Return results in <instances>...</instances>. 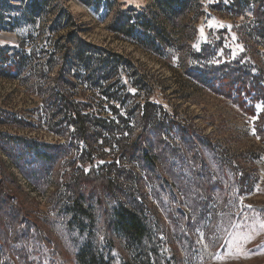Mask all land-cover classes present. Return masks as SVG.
Instances as JSON below:
<instances>
[{
	"label": "rangeland",
	"instance_id": "1",
	"mask_svg": "<svg viewBox=\"0 0 264 264\" xmlns=\"http://www.w3.org/2000/svg\"><path fill=\"white\" fill-rule=\"evenodd\" d=\"M256 6L0 0V51L9 55L35 49L45 64L44 55L57 52L53 39L73 31L89 65L66 59L67 76L78 74L72 98L113 129L84 148L72 128L67 138L51 130L64 126L63 115L49 119L37 95L0 76V264H87L78 253L88 240L109 251L113 264L134 259L110 227L111 208L131 198L149 226L148 264H264V99L257 97L264 57L253 42ZM144 16L155 34L141 31ZM235 63L260 78L255 91L215 79ZM147 103L144 143L133 159L119 156L114 128L134 140ZM79 210L87 215L77 217Z\"/></svg>",
	"mask_w": 264,
	"mask_h": 264
},
{
	"label": "trees",
	"instance_id": "2",
	"mask_svg": "<svg viewBox=\"0 0 264 264\" xmlns=\"http://www.w3.org/2000/svg\"><path fill=\"white\" fill-rule=\"evenodd\" d=\"M165 1L169 2V0ZM253 2L257 5L253 10L254 15L258 18L256 37L260 39L258 40L255 38L253 42L261 43L263 49L262 56L264 57V0H253ZM160 7L162 8L163 5ZM163 9L165 10L164 7ZM183 11H185L184 6H179V10L172 12V19L174 20L176 16L179 19L180 17H178V15ZM139 23L141 31H150L152 34H155L153 31L154 28L151 26L153 22L150 18L144 16ZM114 27H116V30L119 29V26ZM61 40L63 43H60ZM37 41V39L33 40L34 43L32 44V48L38 47L39 42ZM84 45L85 47L91 46L88 43H84ZM78 46L76 38L73 36V31H69L64 36L57 37L55 40L53 39L52 47H54L55 49H53L57 50V52L53 51L50 54L44 52V54H48L44 55L47 57L45 64H40L38 62L42 58L38 57V53L35 52V49H33V53L29 56H26V54H24L25 56H18L17 54L9 55L7 52L1 50L0 76L7 79L19 80L21 84L26 87L27 91L37 95L41 99L43 109L47 113L49 119H55L56 117L63 115L62 121L66 120L64 126L61 129L51 127L53 132L59 135H65L67 138L70 128H72L74 132V141L82 142L84 148H91L97 139V134H100L103 130L110 131L113 129H109V126L98 123V118L92 117V114L85 113V107L88 106L87 104L82 101H76L72 98L73 94L70 93V90L75 87V77L78 74L70 69L72 75L70 77L67 76V70H64L63 68L67 65L66 59L70 60L71 64L75 63L81 65V63H84L83 65H89V62L83 60V54L80 52ZM71 49H74L73 53L70 52ZM60 50L62 51V56L56 59L55 56L58 55ZM56 65H58V67L57 70L54 71ZM234 65L237 68L233 67L232 73L229 75H223L221 78L218 76V78L215 79H220V82H230V85L227 84L229 87H232L234 82H237L242 87L246 86V90L242 89L247 91V94L251 91H255L257 87H259L258 82L260 81V78L251 74L247 68L239 69L240 67L237 63ZM194 77L196 78L197 76ZM227 85L225 84L226 87ZM257 92L259 93V96L257 97H262V99H264V86H262L261 93L260 89ZM150 107V103L143 106L142 116L140 117L142 127L138 131V135L134 140L128 141L127 138H124V135L122 134L124 131L122 129L117 130L118 127L114 128L116 134H112V145L116 146L115 148H117L119 156L133 159L136 148L144 143L145 135L148 130L146 125L149 122ZM112 110L115 112L116 108L112 106ZM117 134L120 136L115 138V135ZM140 139L141 142H139ZM142 156L148 157L147 154H142ZM112 165L113 164H108L106 167L108 169V171H106V183L110 186L111 183H114L110 177ZM119 171L120 170L114 172L116 173V177L119 176ZM122 174L124 178L128 179L125 169H122ZM97 176L98 175H96V177ZM124 181L125 183L127 182V180ZM114 189L115 188L110 187L108 194L113 193ZM123 190H125V188ZM122 197L123 199H126L127 196L124 194ZM130 200L131 204L129 205L124 203L130 202L118 201L110 211L112 217L110 222L112 233L122 239L127 249L134 254V259L126 260L119 264H148V253L144 248V244H146L145 240H147L149 236V226L142 213V208L136 205L134 198H131ZM82 212L85 213V210L82 209ZM82 212L80 210L76 212L77 217H84V215H87ZM81 249L82 250L78 254L86 257L88 261L87 264L115 263L113 258H110L109 251L105 253L104 250L99 248V246L93 244L91 240L86 241Z\"/></svg>",
	"mask_w": 264,
	"mask_h": 264
}]
</instances>
